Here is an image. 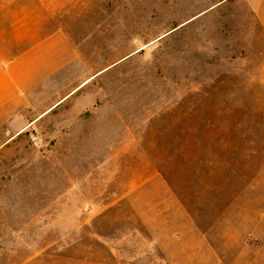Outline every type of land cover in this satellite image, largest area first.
I'll use <instances>...</instances> for the list:
<instances>
[{"label": "rangeland", "instance_id": "obj_1", "mask_svg": "<svg viewBox=\"0 0 264 264\" xmlns=\"http://www.w3.org/2000/svg\"><path fill=\"white\" fill-rule=\"evenodd\" d=\"M0 264H264L244 0H0Z\"/></svg>", "mask_w": 264, "mask_h": 264}, {"label": "crops", "instance_id": "obj_2", "mask_svg": "<svg viewBox=\"0 0 264 264\" xmlns=\"http://www.w3.org/2000/svg\"><path fill=\"white\" fill-rule=\"evenodd\" d=\"M244 3L252 13L257 26L264 35V0H244Z\"/></svg>", "mask_w": 264, "mask_h": 264}]
</instances>
